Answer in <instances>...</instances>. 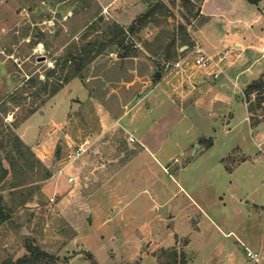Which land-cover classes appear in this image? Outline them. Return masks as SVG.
Instances as JSON below:
<instances>
[{"label":"rangeland","instance_id":"374dc122","mask_svg":"<svg viewBox=\"0 0 264 264\" xmlns=\"http://www.w3.org/2000/svg\"><path fill=\"white\" fill-rule=\"evenodd\" d=\"M106 2L0 0V159L7 170L0 180L6 216L0 264L27 253L28 243L51 256L47 264H173L174 253L183 264H264V89L245 93L264 65L262 59L246 69L257 52L248 44L261 30L254 19L264 15V0H208L203 15L194 12L202 1L194 11L182 0ZM154 7L150 17L137 19ZM113 22L125 29L134 23L135 31L125 33V43H133L129 53L109 43ZM237 36L247 46L238 59ZM194 38L212 55L229 50L222 66L231 105L215 109L226 119L196 114L182 120L159 167L140 141L151 121L149 95L183 100L179 91L191 85L174 63L185 59L184 68L203 70L192 65ZM88 43L94 57L83 77L41 103L32 94L39 84L27 79L43 81L57 58ZM58 75L59 68L49 81ZM243 106L253 108L252 130ZM13 134L25 146L15 147ZM200 135L213 141L203 154L193 155L196 144L186 155L171 150L174 139L184 143ZM238 147L248 162L228 172L218 158L233 150L226 162L234 165L242 160ZM34 159L40 166L30 169ZM70 175L75 182L66 181ZM176 185L204 204L206 214L194 210L189 224L181 225L188 239L175 237L170 244L171 224L155 216L168 217ZM150 219H156L153 233L137 231ZM153 237L158 246L151 253ZM247 250L257 253L258 262Z\"/></svg>","mask_w":264,"mask_h":264},{"label":"crops","instance_id":"0c3cea01","mask_svg":"<svg viewBox=\"0 0 264 264\" xmlns=\"http://www.w3.org/2000/svg\"><path fill=\"white\" fill-rule=\"evenodd\" d=\"M116 1L117 0H108V2L105 3V6L109 7L113 2ZM207 1L208 0H202L199 7L198 15H203L206 13L205 4ZM256 20L259 21V29L261 30L259 32H254V35L252 34L254 37L257 38V40L255 44H248V46H251L250 48H254L257 52H255V55H253L246 69L248 67H253L255 64L258 65L259 62L264 59V15H262L261 17L259 15L254 19V21ZM250 26H252L251 23ZM194 41V49H201V47H199L200 41L197 38H194ZM234 43L235 48H237L236 58L238 59V57L242 55L243 51L246 50L247 46L240 42L239 36L236 37ZM217 50L214 55L205 51L207 54L211 56L217 55L221 59L219 65L222 70V73L216 79H213L212 76H210L205 70H198L193 72L189 71L187 68H182V70L185 69L184 72H186L185 74H183V79L186 82H189L191 86L183 91H179L181 92L180 95L183 98L181 102H176L174 99L171 101H163L162 98H158L159 95L155 97L153 95H149L150 103L149 107H147V116L151 118V121L148 130L145 132V134L141 136L140 141L142 145L148 146H145L149 154L148 159L150 158L154 160L156 162V165H158L159 167L162 166L159 160L160 157L165 158L169 155L167 151L168 149L166 148V144L170 142L171 138V136L169 135L175 130V127L179 123H181L182 120H192L196 114L198 117L207 116L208 114L209 116L215 115L214 118H217L221 115L223 119H226L224 113L219 111L218 114L217 111L215 112V109H220L222 106H224V110L225 107L227 108L228 105H231L232 101L231 92L229 93L230 89L228 88L229 77L226 76V71L222 66V61L228 56L229 50ZM233 61H230L229 63H233ZM257 70L258 76L252 78L251 81L257 79L264 72V65L258 68ZM223 74H225V78L222 76ZM210 81H213V83H211ZM243 81L250 82L247 79H244ZM196 82H199L200 85L196 84ZM176 89L178 88L175 86L172 90V94H174V91L176 92ZM167 95H169V93ZM243 107L245 111L244 119L248 122L251 129L247 108L245 106ZM230 113L231 114H229L228 117L234 115L233 112ZM229 126L230 124H227L226 127ZM257 136L262 139L260 134L257 133ZM212 144L213 141H211V139H207L206 136L200 135L184 143H181V141L174 139L173 141H171L170 147L171 150H180L183 155H186V150H191L195 145L196 147L193 149L192 153L193 155L197 156L198 153L199 155L203 154L207 147ZM238 150L242 156V160L235 162L234 165L228 164L226 162V158L228 156H232L233 150L228 152L227 155H223L218 158V162L220 163L221 167L224 168L226 171L232 172L237 166L248 162L249 155L245 152H242L240 148ZM174 160H176V158ZM183 168H185V165ZM165 169L166 168L162 167V170ZM176 186L178 188V191L173 192L171 196V200H173L174 203H171L169 207L170 209L168 217L163 218L158 214L155 216V218H157L160 223L162 222L164 225H166V222L167 224H171L169 227H167L170 233L169 237L171 238L170 244L174 243L175 237H182L188 239L189 235H187V231L184 228L181 229V225L189 224L194 210H198L203 215L206 214V210L203 206L204 204H202L198 199H196L195 196L184 186ZM217 196L219 198H222L219 193L217 194ZM155 220L156 219H150L146 223L139 225V227H137V231L145 232L146 236L149 235V232L153 233L157 226ZM196 228L199 229L198 226ZM156 243L158 242L153 237L152 245L150 246L151 253H153V251L157 248L158 245ZM143 247L146 248V246Z\"/></svg>","mask_w":264,"mask_h":264},{"label":"trees","instance_id":"16d2710c","mask_svg":"<svg viewBox=\"0 0 264 264\" xmlns=\"http://www.w3.org/2000/svg\"><path fill=\"white\" fill-rule=\"evenodd\" d=\"M196 1H202V0H182V4L184 6H191L193 11L199 6L196 4ZM252 3H256L257 0H248ZM163 6V5H161ZM155 11V7L151 9H147L146 12L142 13L137 19L145 20L146 18L150 17ZM195 14H199V7L197 10L194 11ZM111 35L112 37L109 39V43L111 45H116L119 47L120 52L125 50L124 52L130 51L132 48L133 43L127 41L125 43V33L128 32H134L135 31V25L134 23L130 25L127 29H125L122 25H120L117 22L112 23L111 27ZM90 45V46H89ZM74 46V44H73ZM89 46V48H87ZM86 47H82L81 50L78 51H69L66 53V55L63 57L62 60L60 58H57L55 61L54 67L50 68L46 72V76L44 80H40L37 77H29L27 81L31 83L32 85L35 83L39 84V88L36 92L32 93L34 96H37L40 99L41 103H44L47 99L55 95L63 86L64 83H67L72 78L75 77H83L82 70L83 68L93 59L94 54V47L92 43H88ZM127 55V54H126ZM61 61V63H60ZM60 65V66H59ZM59 66V67H58ZM57 68H59V72L62 75H58L55 81L50 82L49 78L56 74ZM261 89H264V72L255 80L251 81L249 85L245 89V93L247 97L250 96L251 93L255 91H259ZM17 97H13V100H16ZM261 100V99H260ZM17 101V100H16ZM261 101H264L262 98ZM7 109L5 108L3 112H5ZM252 107H247V111L249 114H252ZM250 118V117H249ZM14 138L13 143L16 147L18 145H24L21 139L18 137V135L13 134ZM10 140H8V143ZM3 143V141H2ZM1 143V145H2ZM25 146V145H24ZM17 149V148H16ZM30 155L33 156V153L30 152ZM37 165L40 166L39 161L36 159L29 160L28 161V167L30 169L34 168V166ZM46 171V170H45ZM47 172V171H46ZM7 174L6 168L2 166V160L0 159V180H2ZM47 175V173H45ZM3 197L0 194V222L5 220L6 216L3 210ZM27 253L23 254L21 257H18L17 259L13 260L12 258L5 259L2 264H47L51 259V256L41 248H39L37 245L33 243H28L25 246ZM173 264H183L184 262L181 260V257L177 258L178 255L176 253L173 254Z\"/></svg>","mask_w":264,"mask_h":264},{"label":"built area","instance_id":"2783aa9c","mask_svg":"<svg viewBox=\"0 0 264 264\" xmlns=\"http://www.w3.org/2000/svg\"><path fill=\"white\" fill-rule=\"evenodd\" d=\"M192 65L196 66L200 69L205 70L206 72H208V74L210 76H212L213 79H216L217 77L220 76V74L222 73V70L220 68L219 62H220V58L219 60H216L213 56L207 54L204 50L200 49V48H196L192 51ZM184 63H186L185 59L182 60H178L174 63V67L175 68H179L182 69L184 68L183 65ZM187 64V63H186ZM133 140V139H131ZM79 149V148H78ZM66 181L68 183H71L72 181H76V178L73 177L72 175L68 176L66 178ZM53 201V198H51ZM246 255L251 258L254 262H258V255L255 252H252L250 250L246 251Z\"/></svg>","mask_w":264,"mask_h":264}]
</instances>
